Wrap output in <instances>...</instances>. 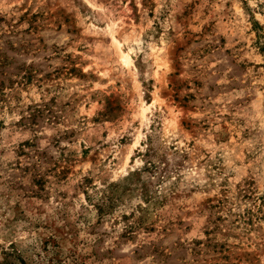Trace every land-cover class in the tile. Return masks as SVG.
Returning a JSON list of instances; mask_svg holds the SVG:
<instances>
[{
    "label": "rangeland",
    "instance_id": "374dc122",
    "mask_svg": "<svg viewBox=\"0 0 264 264\" xmlns=\"http://www.w3.org/2000/svg\"><path fill=\"white\" fill-rule=\"evenodd\" d=\"M0 264H264V0H0Z\"/></svg>",
    "mask_w": 264,
    "mask_h": 264
},
{
    "label": "bare ground",
    "instance_id": "6f19581e",
    "mask_svg": "<svg viewBox=\"0 0 264 264\" xmlns=\"http://www.w3.org/2000/svg\"><path fill=\"white\" fill-rule=\"evenodd\" d=\"M124 61L128 63V61H129L128 57L124 56Z\"/></svg>",
    "mask_w": 264,
    "mask_h": 264
}]
</instances>
